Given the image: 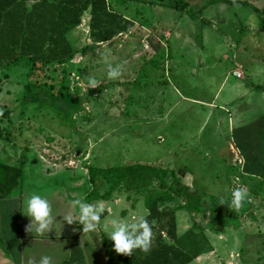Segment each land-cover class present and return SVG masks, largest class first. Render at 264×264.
<instances>
[{"label":"rangeland","instance_id":"374dc122","mask_svg":"<svg viewBox=\"0 0 264 264\" xmlns=\"http://www.w3.org/2000/svg\"><path fill=\"white\" fill-rule=\"evenodd\" d=\"M244 1L262 13L246 5L225 2L202 8L208 2L204 0L194 7L196 17L206 9L204 19L194 22L173 8L143 2L148 7L143 4L140 9L132 1L128 7H118V10L138 23L154 22L155 27L150 24L153 31H146L138 24L130 32L96 47L89 36L90 15L86 12L82 24L70 35L75 46L85 50L78 53L82 54L80 58L74 57L71 63L50 69V77L29 79L25 64L0 74V132L3 135L0 162L16 164L20 154L26 152L29 160L17 191L21 190L23 203L32 193L41 194L49 202L50 224L46 234H58L61 226L66 230L68 223L64 217L70 205H65L62 198L67 202L79 199L82 203L104 205L107 212L101 214L98 225L107 235L111 224L109 227L104 223L108 221L104 217L125 219L133 212L134 222L136 217L143 216L146 198L170 192L176 177H180L182 184H189L192 191L201 192L202 202L210 206L221 205V197L225 201L230 199L235 187L248 188L254 181L264 182V118L261 115L264 113V30L260 29V22H264V0ZM151 6L154 7L151 9ZM141 10L143 17H140ZM163 30L171 32V36L167 37ZM157 37L167 38L165 45L157 42ZM187 39L192 41L187 43ZM198 57L204 60L200 66ZM238 61L244 65L243 79L229 72ZM108 64L121 65L118 78H107ZM63 74L68 86L65 92L70 98L84 97L78 102V109L68 106L61 110V106L47 102L22 108L18 97L26 90L27 82L58 84ZM89 78L99 83L88 88ZM32 83L30 87L37 89ZM244 87L252 88L246 100L255 108L243 110L244 98L239 103L228 104L229 112L218 108L233 96L235 89ZM211 101L214 107L205 103ZM2 105L7 108L5 112L10 111V120ZM242 116L252 131L250 145L254 150L242 149L244 153L250 152L249 161L254 164L253 171L260 175V182L241 174L243 167L237 162L238 153L230 149V144L246 146L242 140L248 132L243 128L244 122L239 121ZM35 156L44 158L45 162L31 161ZM54 161L59 165L53 164ZM136 164L148 168L135 171ZM114 166L129 168L125 170L127 175L110 188L96 190L94 183L101 182V178L109 180L108 170ZM184 201L185 198L174 197L169 205ZM220 207L223 214L229 212L226 202ZM73 208L77 214L78 209ZM179 210L182 214L186 212ZM187 212L192 216V212ZM195 214L201 221L196 224L198 229L203 228L202 222L212 219L208 212ZM23 218L24 222L28 221L24 225L27 230L30 218L24 213ZM258 222V226L254 224L255 231L260 232L261 228L264 232V219ZM79 228L83 229L80 223ZM232 237L230 234L227 239L229 245ZM192 238L181 243L194 253L202 252L203 245L192 244ZM223 244L218 242L221 248ZM243 257L246 264H264L262 250L258 254L244 252ZM224 264L227 263L224 261Z\"/></svg>","mask_w":264,"mask_h":264},{"label":"trees","instance_id":"16d2710c","mask_svg":"<svg viewBox=\"0 0 264 264\" xmlns=\"http://www.w3.org/2000/svg\"><path fill=\"white\" fill-rule=\"evenodd\" d=\"M132 1L170 7L177 10L180 15L187 14L194 19L196 18L194 7L204 0L196 5H190L188 0H37L34 2L0 0V74L12 67L25 64L28 70L26 75L29 79L50 77L48 75L50 69L71 63L78 53L85 51L75 46L70 35L82 24L86 12L90 15L89 36L93 47H96L131 31L135 20L118 10V7H128ZM216 2L242 4L254 8L257 13H262L260 9L244 0H208L201 7L204 8ZM260 29L264 30L263 21L260 22ZM7 75L4 74L5 77ZM30 83L32 82L26 83V90L18 97L23 109L30 104L40 105L46 102L61 106V110L67 109L68 106L78 109V102L80 103L81 98L84 100V97L70 98L65 92L68 87L65 74L59 78L58 84L53 81L32 83L37 87L35 90L30 87ZM258 87L262 88V86ZM2 108L4 112L7 110L4 105ZM9 113L10 111L5 112L7 118L10 117ZM0 137H3L1 132ZM28 160L26 152H22L17 164L0 162V168L3 170V177L0 179L1 198L8 197L19 184ZM31 161L36 162L38 159L34 158ZM147 168L142 164L134 166L135 171ZM127 169L121 166L112 167L108 170L109 180L101 178V182L97 180L94 183L96 190L104 186L110 188L112 183H119L127 175ZM90 184L94 185L92 182ZM260 193H264V182L253 183L241 208L238 211L229 209L227 214H223L222 207H220L222 204L212 203L213 205L210 206L205 201L202 202L201 192L192 191L189 186L181 183L180 177H176L171 182L170 192L146 198L148 214L145 218L150 223L152 231L151 243L147 252H141L137 248L132 251L131 255L117 254L112 248V242L106 238V233L100 231L108 263L188 264L200 252L194 253L188 249L185 244L181 243L183 237L177 235L176 212L179 209L197 214L209 212L212 219L208 228L214 233H221L226 226L238 227L236 213H246L250 209L249 199ZM174 197L185 198V203L169 206V201ZM204 239L203 235H195L191 243L194 242L196 246L202 245ZM63 264H86L78 236L72 239L71 254Z\"/></svg>","mask_w":264,"mask_h":264},{"label":"crops","instance_id":"0c3cea01","mask_svg":"<svg viewBox=\"0 0 264 264\" xmlns=\"http://www.w3.org/2000/svg\"><path fill=\"white\" fill-rule=\"evenodd\" d=\"M135 4L136 7L139 8L144 7L143 2H135ZM213 4L214 3L210 5ZM144 5L147 6V4ZM152 7L154 6H151V9ZM204 11L202 10L200 12V15H197V17L194 18L192 21L195 22L198 20H203ZM140 12H141L140 17H143L142 16L143 10H141ZM138 24L142 29L146 31L149 32L153 31L150 27V24L154 26V22H150L148 23L149 25H146L147 23L145 24L142 23V20L140 21V23L135 21V25ZM199 26L200 25H195L196 28ZM163 31L165 35H167V37L171 36V32L167 30H163ZM164 39L166 40L167 38ZM155 40L157 42L160 41L161 44L165 45L164 42L165 40H161L159 37H157V39ZM191 41L192 40H189L187 43ZM81 55L82 54H77L75 56L76 59L80 58ZM197 60L199 66L203 64L204 60L201 57H198ZM238 62L239 63H236V65L231 70H229V72L237 79H243L245 76L243 72L244 65H242L241 61ZM234 71L241 72L242 76L237 77ZM225 81L226 79L223 80L221 86L224 85ZM221 86L219 87V90H221ZM252 92H253L252 88L249 89V87H244L243 89L238 91L235 89L232 94L233 96H230L229 97L230 99L228 98L226 101H224V103L220 104L218 108L227 112L228 104L237 103V102L239 103L241 101L240 99L244 98L246 106L245 109L243 110L245 111L252 110L253 107L255 108V106L248 105L249 100H246V98H248V96ZM205 103L209 104V106L211 107H214L215 105L214 101L205 102ZM261 115L264 118V113ZM244 117L245 116L239 117L241 118L239 119V121L244 122V124L242 123L243 128H246L248 132L246 134V138L242 140V142L245 143L246 146L242 145L241 147H239L238 145L234 146L233 144H230V149L233 152L236 151V153H238V155H236V158L238 159L237 162L240 163L243 167V171L241 170L242 171L241 174L245 175L246 177L248 176L253 177V179L255 180L260 179L259 180L260 182L261 181L260 175H258V173L253 171L254 164L249 161L250 152L247 151L246 153H244L243 151L244 149H242L245 148L250 150L252 148L250 145L252 142V133H251L252 131L249 128V123L247 121L246 122L244 121ZM252 149L254 150V148ZM34 158L38 159V161L45 162L44 158L42 157L40 158L39 156H35L30 160ZM56 163L55 161L53 162V164ZM57 165L59 164H56V166ZM60 166L62 167V165ZM246 168H249V171ZM254 182L258 183L257 181ZM183 184L186 185L185 183ZM19 185L20 183L17 185V187H15L12 190V192L8 197L5 198L0 197V264H39L40 257L45 255L50 257V264H63L71 254L72 239L76 236L79 237L86 264H109L101 240L100 226L97 224V226L93 230H84V229L80 230L78 216L73 212L74 206L72 205V202H67L65 201L64 198H62V200L65 203V205H67L68 203L70 205V208L67 209V211L68 214L71 215L72 220L74 221L72 224L68 223L66 225V230H63L61 226L60 230L58 231L59 232L58 234L55 233L46 234V232L38 234L36 232L27 231L24 228L25 227L24 225L27 224L28 221L26 220L24 222V218H23L24 203L22 200V192L21 190L17 191ZM187 185L189 186V184ZM248 185L249 187L247 188V191L249 192L252 183H249ZM258 197H260V200L256 199ZM184 203L185 201L182 204ZM248 203L250 204V209L246 213H239V214L236 213L238 214L235 216L236 220L239 223L238 227H235L233 225L226 226L223 232L221 233H214L213 231L208 229L209 227L208 224L210 222L209 219L205 223L202 222L203 228L199 226L198 229L196 228V224L198 225V221L200 220L199 218H196L195 213H192V216H189L190 213L188 214L187 211L184 214H182L180 210L176 212L177 235L180 236L181 238L183 237L182 240L183 242L184 239L185 241H187L186 239H190L193 236L195 237V235H203L205 238L204 241L208 242V244L207 242L202 243L204 250L200 252L199 255L192 262L188 264H210V263L224 264V261L227 264H246L243 257L244 252H254L258 254L260 250L264 251V232L261 228H260V232H256L254 228L255 223L258 226L259 224L258 221L264 219V193L256 194L254 197L249 199ZM147 214H148V209L145 206L143 216L145 217ZM134 216L135 214L132 212L131 217H127L124 219L123 217L120 216V219L118 220L131 223L132 222L131 219H133ZM104 218L105 219L108 218L107 222L106 221L104 222V220L103 222L110 227L109 224H111L110 223L111 219L109 218V215ZM186 234H188V236H185ZM230 234H232L233 237L229 245L227 239ZM206 237L209 238V240H207ZM219 241L224 242L222 248L218 245ZM222 254H224V256H222Z\"/></svg>","mask_w":264,"mask_h":264},{"label":"clouds","instance_id":"9594fccd","mask_svg":"<svg viewBox=\"0 0 264 264\" xmlns=\"http://www.w3.org/2000/svg\"><path fill=\"white\" fill-rule=\"evenodd\" d=\"M121 65L108 64L106 76L110 80L118 78L121 74ZM99 82L95 78L88 79V88L95 87ZM248 191L246 186L235 187L227 201L221 197V204L227 203L229 209L238 211L242 203L246 201ZM72 205L78 209L79 223L84 230H93L101 220V214L107 212L104 205L82 203L79 199L72 201ZM49 202L39 193H32L24 201L23 213L30 218L27 227L29 232L35 231L40 234L48 230L50 224ZM64 221L72 224L71 215H65ZM111 230L107 232V239L112 242V248L117 254L131 255L134 249L147 252L150 247L152 231L148 220L144 216H138L134 222L127 223L116 218L111 221ZM39 264H50V257L41 256Z\"/></svg>","mask_w":264,"mask_h":264},{"label":"water","instance_id":"95a60500","mask_svg":"<svg viewBox=\"0 0 264 264\" xmlns=\"http://www.w3.org/2000/svg\"><path fill=\"white\" fill-rule=\"evenodd\" d=\"M188 1H189L190 5H196V4L200 3L202 0H193V1L188 0Z\"/></svg>","mask_w":264,"mask_h":264},{"label":"built area","instance_id":"2783aa9c","mask_svg":"<svg viewBox=\"0 0 264 264\" xmlns=\"http://www.w3.org/2000/svg\"><path fill=\"white\" fill-rule=\"evenodd\" d=\"M31 2H34V1H37V0H30ZM235 75L237 77H241L242 76V73L241 72H237V71H234Z\"/></svg>","mask_w":264,"mask_h":264}]
</instances>
